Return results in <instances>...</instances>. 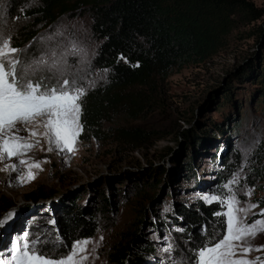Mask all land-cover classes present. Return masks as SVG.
Returning a JSON list of instances; mask_svg holds the SVG:
<instances>
[{
	"label": "rangeland",
	"instance_id": "1",
	"mask_svg": "<svg viewBox=\"0 0 264 264\" xmlns=\"http://www.w3.org/2000/svg\"><path fill=\"white\" fill-rule=\"evenodd\" d=\"M252 1L264 7V0ZM36 3L37 0H0V35L6 38L10 36L11 47L21 50L15 54L20 61L18 74L25 66L33 65L34 60L44 56L47 64L37 68L34 73L28 72V78L39 82L42 88L59 87L65 78L75 81L76 86L82 87L85 93L103 84L105 71L92 65L99 41L91 32L89 14L68 15L47 26L39 18L29 16V8ZM31 33L36 34L26 42V36ZM73 44L75 50L72 49ZM247 44L232 39L224 53L207 63L171 74L165 84L164 109L135 122L153 132V138L138 151H119L109 141L84 142L79 141L78 137L72 153L57 150L55 146L48 150L44 136H29L25 126L18 124L17 134L32 142L33 146L20 157L0 160V169H6V165L13 163L17 169L0 171V205L3 200L10 201V208H14L11 211L14 215L0 228V257L8 260L12 240L27 233L29 239L39 238V251L53 259L71 252L74 241L89 240L91 243L86 246L88 258L84 264H114L113 255L119 250L127 251L130 243L131 257L124 264H189L190 260L194 264L197 245L191 243L189 246L179 239L178 234L186 224L182 216L176 215L175 209L182 206L196 209L198 202L204 205L216 203L223 207V211L226 208L219 201L206 202L204 198L207 196L211 200L216 195V186L210 180L209 170H206L208 167H198L196 181L190 184L181 176L176 178L181 186L191 188L187 190L176 187L168 175L173 177L179 171V159L183 158L182 152L187 148L188 135L193 133L196 139L209 136L207 119L211 117L212 123L220 121V113L214 111L213 100L231 80L213 95L206 107L193 114L199 102L205 100L221 80L242 63L248 51ZM53 60L57 61L56 66H52ZM253 114V117L241 118V128L232 139L233 149L239 153L240 164L233 173L237 174L238 183L232 184L231 188L240 201L239 207L256 204L255 200L261 196L255 187H250L244 181L250 155L264 138V118L258 113ZM192 122L181 146L168 154V148L175 145L178 131ZM115 124L120 123L116 121ZM29 127L44 132L40 125ZM19 159H25L29 164L39 163V168L31 169L32 178L23 183L17 180V176L25 173V165L18 163ZM146 171L147 174L152 172L159 176L160 181L155 187H144L143 193L139 194L140 182H147L143 179ZM151 184L153 186L154 182ZM201 184L205 186L204 189H198ZM225 184L221 187V196L230 194ZM249 189L251 195H245ZM38 191L46 197L34 204L32 200L25 199ZM102 200L110 203L108 210L98 208ZM71 203L93 213V231L90 238H77L66 244L59 234L58 218L71 207ZM260 209L264 207L250 209L242 219L252 223L261 218ZM198 225L196 230L205 228L204 222ZM210 229L202 232L215 236L213 227ZM139 240H144L148 250L135 248ZM248 244L253 249L260 248V251L253 250L245 256L238 250L237 258L264 264V231L249 237Z\"/></svg>",
	"mask_w": 264,
	"mask_h": 264
},
{
	"label": "trees",
	"instance_id": "2",
	"mask_svg": "<svg viewBox=\"0 0 264 264\" xmlns=\"http://www.w3.org/2000/svg\"><path fill=\"white\" fill-rule=\"evenodd\" d=\"M83 13L89 14L91 32L99 41L92 65L105 71L106 77L80 100L82 130L78 140L109 141L119 151H138L153 138L151 130L135 122L164 109L165 84L171 74L207 63L224 53L232 39L248 43L246 64L231 75V81L213 100L220 121L207 119L209 136L196 139L195 134L188 135L180 169L173 177L168 175L176 187L187 190L190 187L181 186L176 178L181 176L190 184L196 181L198 167L206 166L216 195L221 196V187L240 164L232 139L241 128V118L253 117V113L264 118V7L252 0H37L29 8V16L47 26ZM35 34H28L25 41ZM143 179L147 182H140L139 194L160 181L159 176L147 171ZM244 181L261 193L255 201L264 207V138L250 155ZM204 188L201 184L198 189ZM29 197L46 196L38 191ZM110 206L102 200L98 208L108 210ZM197 206L175 209L186 224L179 239L189 246L195 243L196 249L206 242L215 243L225 230L224 217L217 215L223 212L222 206L201 202ZM62 214L58 218L59 234L66 244L91 237V211L71 203ZM199 222L205 223L204 229L196 230ZM211 227L215 236L202 232ZM135 248L149 247L139 240ZM125 254L124 250L117 251L112 262L124 264Z\"/></svg>",
	"mask_w": 264,
	"mask_h": 264
},
{
	"label": "snow or ice",
	"instance_id": "3",
	"mask_svg": "<svg viewBox=\"0 0 264 264\" xmlns=\"http://www.w3.org/2000/svg\"><path fill=\"white\" fill-rule=\"evenodd\" d=\"M75 47L73 44L72 49L75 50ZM20 51L11 47L10 36L6 38L0 35V160L5 157H20L33 146L32 142L17 134L18 124L25 126L29 136H44L49 145L48 150L55 146L60 151L74 152L77 137L82 130L80 100L85 95V90L77 87L75 81L66 78L59 87L51 88H42L39 82L28 78L29 70L34 73L37 68L47 64L44 56L33 61L35 67L27 65L18 74L20 61L15 54ZM56 65L57 61L53 60L52 66ZM33 124L42 126L44 132L40 133L29 127ZM18 163L25 165V173L17 176L21 183L32 178V168H39L38 162L29 164L25 159H19ZM6 169L16 171V164L6 165ZM234 183H238L237 174H233L232 179L224 186L229 195H213L211 200L204 197L206 202L219 201L226 208L222 213H217L225 218L226 230L223 231L222 239L212 244L206 242L195 251L194 264H255L253 260L237 258L236 253L240 250L246 256L250 251H260V248L253 249L248 244V238L264 231V209H260L261 218L246 223L242 216L246 217L250 209L257 205L248 203L239 207L240 201L231 188ZM245 195L250 196L251 190L246 191ZM13 215L10 212L0 219V228ZM89 243V240L74 241L71 252L59 259H53L39 251V238L29 239L25 233L12 240L9 259L0 257V264H84L88 258L86 246ZM168 250L170 249H165ZM189 264H193V261L190 260Z\"/></svg>",
	"mask_w": 264,
	"mask_h": 264
},
{
	"label": "water",
	"instance_id": "4",
	"mask_svg": "<svg viewBox=\"0 0 264 264\" xmlns=\"http://www.w3.org/2000/svg\"><path fill=\"white\" fill-rule=\"evenodd\" d=\"M247 58L242 61V63L238 66H236L231 72H229L227 74V76L221 80V83L215 87V89H213L209 94L208 96L206 97L205 100H203L201 103L199 102V104L197 105V108L194 112L193 115H195L196 113L200 112L204 107H206L208 104H209V101L212 100L213 98V95L216 93V92H219L221 90V88L223 87V85L228 82L230 80V77L231 75L235 74L237 71H239L247 62ZM190 121V119L186 120V123L188 124ZM193 125V122L187 127V128H183V129H180L177 133L178 137L176 138V142H175V145L171 148H168V154H172L177 148H179L185 138V136L190 132V128L191 126ZM25 199L27 200H32V204L34 203H37L39 200H41V198H36V199H33L32 197H25ZM4 201V200H3ZM2 201V204L0 205V218H4L6 216V214L10 213L14 208H10L12 207L11 206V203L10 201ZM152 204V203H151ZM132 244L130 243L129 247H128V250L125 251V259H124V263H126V261H128L130 259V255L132 253ZM131 249V250H130Z\"/></svg>",
	"mask_w": 264,
	"mask_h": 264
}]
</instances>
